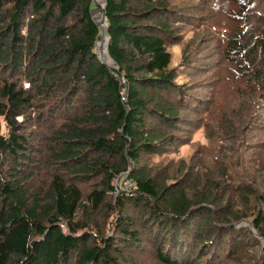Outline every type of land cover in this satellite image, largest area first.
Segmentation results:
<instances>
[{
	"label": "trees",
	"instance_id": "1",
	"mask_svg": "<svg viewBox=\"0 0 264 264\" xmlns=\"http://www.w3.org/2000/svg\"><path fill=\"white\" fill-rule=\"evenodd\" d=\"M97 3L0 0V264H264V0Z\"/></svg>",
	"mask_w": 264,
	"mask_h": 264
},
{
	"label": "rangeland",
	"instance_id": "2",
	"mask_svg": "<svg viewBox=\"0 0 264 264\" xmlns=\"http://www.w3.org/2000/svg\"><path fill=\"white\" fill-rule=\"evenodd\" d=\"M96 1H97V0H96ZM101 3H102L103 5H105V4H104V0H98V3H97L98 5H97V6H99ZM102 10H103V9L101 8V11H102ZM101 11H100V12H101ZM105 31H106V30H105ZM192 33H193V31L191 30L190 32H188L187 36H184V38H185V39L190 38V37L192 36ZM104 34H105V33H104V31H103V34H102L101 36H104ZM102 40H103V39L101 38L100 41H102ZM169 50H170V52L172 53V56H173L172 65H173V66H177V65H179V64H180V61H181V58H182L183 45H182V44H173V45L169 46ZM111 62H112V60L110 59V63H109V65L111 64ZM177 80H178V82L182 83L183 81H185V78H184L183 75H180L179 78H178ZM217 82H218V78H214L212 81L205 83V84L208 86V88H207V92L211 93L212 95H214L215 93L217 94L218 91H219V90L221 89V87H222V86L219 85ZM195 91L197 92V89H195ZM198 91H199V89H198ZM205 98H207V95H206ZM212 107H213V106H210V107L208 108V110H210ZM202 109H204V106H202ZM208 110H207L206 112H208ZM206 112H203V113H206ZM5 131H6V128L4 127V128L1 130V132H5ZM195 139H196V140H198V139L203 140V141H204V144H209L208 141H207V139H205L203 128H202L201 130H199V131L196 133V135H195ZM184 147L187 148L188 150L190 149L187 145L184 146ZM184 147L180 148V151L182 150L183 153L185 152ZM182 152H181V154L183 155ZM171 156H172V157L179 156L178 153H177V150L174 151V152H172V153H171ZM242 224L248 225V223H247L246 221H242V222L240 223V225H242ZM254 231H255V230H254ZM261 238H262V237H261ZM262 240H263V242H264V238H262Z\"/></svg>",
	"mask_w": 264,
	"mask_h": 264
},
{
	"label": "built area",
	"instance_id": "3",
	"mask_svg": "<svg viewBox=\"0 0 264 264\" xmlns=\"http://www.w3.org/2000/svg\"><path fill=\"white\" fill-rule=\"evenodd\" d=\"M101 38L103 39L102 41H100ZM95 51L99 59L102 62L106 64L110 63V56H109L108 49H107V40L105 38V34L104 36H100L99 39L97 40L95 44ZM132 187H133V181L132 179L127 177L123 180V185H121L119 189L120 190H131Z\"/></svg>",
	"mask_w": 264,
	"mask_h": 264
},
{
	"label": "crops",
	"instance_id": "4",
	"mask_svg": "<svg viewBox=\"0 0 264 264\" xmlns=\"http://www.w3.org/2000/svg\"><path fill=\"white\" fill-rule=\"evenodd\" d=\"M184 146H186V145H184ZM183 146V147H184ZM190 149L188 150L187 148H185L184 147V149H185V152L183 153L182 152V150L180 151V154H179V156H182V157H189V156H191L192 154H193V152H194V149L190 146V145H187ZM182 148V147H181ZM181 152L183 153V155L181 154Z\"/></svg>",
	"mask_w": 264,
	"mask_h": 264
},
{
	"label": "water",
	"instance_id": "5",
	"mask_svg": "<svg viewBox=\"0 0 264 264\" xmlns=\"http://www.w3.org/2000/svg\"><path fill=\"white\" fill-rule=\"evenodd\" d=\"M108 37V36H107ZM119 187V186H118ZM251 227H253V223L252 222H248L246 221Z\"/></svg>",
	"mask_w": 264,
	"mask_h": 264
}]
</instances>
